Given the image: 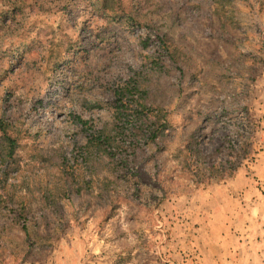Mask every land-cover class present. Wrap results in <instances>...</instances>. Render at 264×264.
<instances>
[{"label":"rangeland","instance_id":"obj_1","mask_svg":"<svg viewBox=\"0 0 264 264\" xmlns=\"http://www.w3.org/2000/svg\"><path fill=\"white\" fill-rule=\"evenodd\" d=\"M137 103L170 120L157 142ZM1 120L0 264H264V0H0ZM251 140L232 177L180 169ZM225 224L245 238L211 247Z\"/></svg>","mask_w":264,"mask_h":264},{"label":"trees","instance_id":"obj_2","mask_svg":"<svg viewBox=\"0 0 264 264\" xmlns=\"http://www.w3.org/2000/svg\"><path fill=\"white\" fill-rule=\"evenodd\" d=\"M127 84V86L122 90L117 92L120 95L121 106L125 109L131 108L130 99L127 98L124 101V94H126L127 90L129 91V95L133 98L135 93L130 90L133 87ZM137 112V127L131 131V134L134 138L146 137L149 141L157 142V138L160 136H165L167 133V129L171 126V122L169 119L162 117L160 114L164 109L160 108V111L156 114L154 112H150L151 108L145 103H137L136 105ZM139 108V109H138ZM150 112V113H149ZM249 128L248 122H243V129ZM0 131L4 135V142L0 146V158L1 160L7 161L9 159H13L16 153L18 138L12 136L7 132V127L0 121ZM102 136V135H100ZM240 138V135H239ZM249 138V137H247ZM100 140V137L97 138ZM106 141V140H105ZM103 141H97L94 143L100 150ZM240 143V140H239ZM191 144L193 146L187 145L186 147L180 148L176 150V155L178 157V162L181 164V171L185 174H190L194 178L193 180L196 183H203L204 179H208L207 183H213L215 181L224 180L226 178L232 177L235 175L236 171L239 169L240 161L250 153V149L248 146H253V141L247 143V147L245 150L242 149L244 145H237L236 143L229 146L230 152L228 155L230 159H226L225 161H214L212 159V152L205 151L200 147V144H194L192 141ZM224 146V143L222 145ZM216 152H221V147L216 149ZM32 216L26 212V208L22 206V209L19 213L14 214L12 218V223H18L21 225V229L24 232L25 236L31 237V233L29 231L27 221L31 220ZM34 238H41V240H46V236L39 235L37 232L34 235ZM43 245V244H42ZM41 245V246H42Z\"/></svg>","mask_w":264,"mask_h":264},{"label":"crops","instance_id":"obj_3","mask_svg":"<svg viewBox=\"0 0 264 264\" xmlns=\"http://www.w3.org/2000/svg\"><path fill=\"white\" fill-rule=\"evenodd\" d=\"M240 174V173H239ZM231 180H234V181H232L230 184H232V186L233 187H236V186H238V187H242L243 185L245 186V187H247V185H249L250 184V180H249V178L247 177V178H245V177H243V176H235L233 179H231ZM241 182V184L239 185V183ZM205 226L208 228L209 226L208 225H206L205 224ZM225 231V232H224ZM222 232H224L225 233V236H229L230 238L232 237L233 239L235 238V240H237V239H239L240 240V238H245V234H246V232H247V229H241V230H239V229H234L233 228V226L232 225H227V224H225V225H223L222 227H221V232L219 233V238H218V241L217 242H212L211 244H209V245H211V247H213V248H216V247H223L224 249H229L231 246H228L229 245V243H228V241L225 239V238H223V237H225V236H223L222 235ZM234 243H236V242H234V240L230 243V244H234ZM231 249V248H230ZM204 263H206V262H204Z\"/></svg>","mask_w":264,"mask_h":264}]
</instances>
